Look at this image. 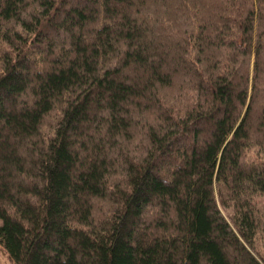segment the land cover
Segmentation results:
<instances>
[{
    "label": "trees",
    "instance_id": "1",
    "mask_svg": "<svg viewBox=\"0 0 264 264\" xmlns=\"http://www.w3.org/2000/svg\"><path fill=\"white\" fill-rule=\"evenodd\" d=\"M264 0H0V245L14 264H264Z\"/></svg>",
    "mask_w": 264,
    "mask_h": 264
},
{
    "label": "rangeland",
    "instance_id": "2",
    "mask_svg": "<svg viewBox=\"0 0 264 264\" xmlns=\"http://www.w3.org/2000/svg\"><path fill=\"white\" fill-rule=\"evenodd\" d=\"M248 159L250 161H264V153L259 154L258 151H252L248 154ZM262 236L264 237V233L259 234V238L257 240V243L262 245ZM0 264H14L12 260L9 257V254L6 252V250L0 245Z\"/></svg>",
    "mask_w": 264,
    "mask_h": 264
}]
</instances>
